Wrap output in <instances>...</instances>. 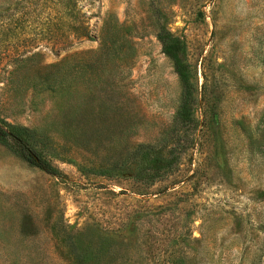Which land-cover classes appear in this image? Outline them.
Wrapping results in <instances>:
<instances>
[{
	"label": "rangeland",
	"instance_id": "374dc122",
	"mask_svg": "<svg viewBox=\"0 0 264 264\" xmlns=\"http://www.w3.org/2000/svg\"><path fill=\"white\" fill-rule=\"evenodd\" d=\"M74 9L88 37L0 74V119L35 129V153L58 170L0 145V264H264V0ZM160 22L184 43L195 125L174 166L143 184L132 149H177L188 132L171 131L181 87Z\"/></svg>",
	"mask_w": 264,
	"mask_h": 264
},
{
	"label": "trees",
	"instance_id": "16d2710c",
	"mask_svg": "<svg viewBox=\"0 0 264 264\" xmlns=\"http://www.w3.org/2000/svg\"><path fill=\"white\" fill-rule=\"evenodd\" d=\"M4 0H0V56L5 62L0 63V74L4 71L7 78L15 75L21 63L29 57L36 55L40 47H56L67 45L69 39L88 37L86 22L74 9L76 0H44L41 4L31 0H12L5 10L2 7ZM61 8L58 12L57 8ZM9 11V13H7ZM16 16L13 25L7 22V17ZM65 19V29L56 31L55 26ZM155 39L159 43V51L169 59L172 71L180 84V99L172 116L171 131H175L178 124H185L188 132L184 135L182 143L175 141L173 148L163 149L151 144H137L131 153L136 159L134 173L135 181L143 184L152 183L162 173L170 170L177 162L173 151H183L188 140L189 132L194 128V120L191 115L193 103V90L189 79L188 65L183 60V41L172 34L162 22L155 32ZM18 41V45L13 43ZM40 86H49V80L43 78L36 81ZM170 131V132H171ZM39 134L35 129L25 126L11 124L0 119V145L10 149L14 154L23 158L31 165L50 174L57 175L58 170L48 161L35 153ZM176 149V150H173ZM142 193V192H141ZM81 255L72 257L71 264H81ZM260 257L254 253L251 264ZM97 264V258L95 261Z\"/></svg>",
	"mask_w": 264,
	"mask_h": 264
}]
</instances>
